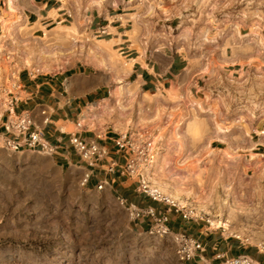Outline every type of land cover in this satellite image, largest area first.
Returning <instances> with one entry per match:
<instances>
[{
	"label": "rangeland",
	"instance_id": "1",
	"mask_svg": "<svg viewBox=\"0 0 264 264\" xmlns=\"http://www.w3.org/2000/svg\"><path fill=\"white\" fill-rule=\"evenodd\" d=\"M133 1L144 7L155 0ZM174 2L175 45L202 66L197 72L200 88L180 94L189 114L176 123L177 139L135 130L134 145L146 146L150 160L159 161L146 170L150 162L136 154L135 169L123 175V188L132 184L142 193L157 191L159 204L168 205V198L200 213L207 227L262 242L264 0ZM250 117L258 124L253 141L260 149L252 150L255 142L249 148H230L233 138L248 135L231 131ZM228 150L236 155L225 158ZM179 152L196 159L194 180L179 182L163 167L162 161L168 163ZM85 171L61 169L43 153L0 148V264H181L170 237L160 238L150 233L146 221L130 218L119 189L98 188L90 181L82 185ZM166 192H175L176 199Z\"/></svg>",
	"mask_w": 264,
	"mask_h": 264
},
{
	"label": "crops",
	"instance_id": "2",
	"mask_svg": "<svg viewBox=\"0 0 264 264\" xmlns=\"http://www.w3.org/2000/svg\"><path fill=\"white\" fill-rule=\"evenodd\" d=\"M176 9L174 0H155L144 7L133 0H0V148L43 153L61 169L85 171L86 163L69 139L93 141L105 155L90 168V183L105 182L119 189L127 203L166 212L172 231L201 243L189 262L219 264L225 257L246 254L251 264H264L260 242L232 237L203 220H184L137 186L123 188L127 152L117 149L113 139L138 129L170 136L171 128L189 114L180 94L200 88L197 72L202 66L175 45ZM224 59L220 54L219 61ZM18 114L32 119L30 130L38 131L51 152L4 146L6 138L21 139L3 126L7 116ZM240 123L231 132L248 135L233 138L230 148L255 142L257 122L250 117ZM259 149L255 142L252 150ZM111 162L115 165L108 171Z\"/></svg>",
	"mask_w": 264,
	"mask_h": 264
},
{
	"label": "built area",
	"instance_id": "3",
	"mask_svg": "<svg viewBox=\"0 0 264 264\" xmlns=\"http://www.w3.org/2000/svg\"><path fill=\"white\" fill-rule=\"evenodd\" d=\"M11 104V103H10ZM33 124L32 119L26 114L9 115L7 116L3 126L6 130L16 132L21 136V139L14 140L6 138L4 140V146L11 149H18L25 145L28 148H38L42 151L51 152L53 148L48 144L41 142L39 133L37 130H30V126ZM134 131H128L120 133L113 139L114 146L119 150L127 152V158L121 168V174L126 175L133 172L136 163V154L143 155V160H150V154L147 155V147L142 148L134 145ZM71 145L78 153L80 158L86 163V171L81 178V184L87 185L92 173L90 168L94 166L96 159H102L105 155V151L95 142H85L77 136H71L69 139ZM115 163L111 162L108 171H112ZM105 182L98 181L97 187L102 188ZM145 195L149 196L152 200H160V194L157 191H151L144 189ZM119 197V196H118ZM165 202L173 207L174 211L178 212L184 220H203V216L200 213L195 212L191 207L178 205L170 201L168 198H164ZM122 204L125 205L126 210L132 220H138L139 223H146L149 225L150 233L157 235L160 238L170 237L174 247L175 253L181 262L184 264H195L189 262L195 252L201 249V243L194 237L184 233L172 231L168 226V214L166 212H157L153 206H137L133 203H127L124 198H120ZM146 221V222H145ZM260 251L264 252V242L257 244ZM219 264H251V259L246 254H237L234 256L225 257Z\"/></svg>",
	"mask_w": 264,
	"mask_h": 264
},
{
	"label": "bare ground",
	"instance_id": "4",
	"mask_svg": "<svg viewBox=\"0 0 264 264\" xmlns=\"http://www.w3.org/2000/svg\"><path fill=\"white\" fill-rule=\"evenodd\" d=\"M243 129H244L243 132L246 133V129L244 127H243ZM262 132H264V131H262ZM175 133H176V126H173L171 128L170 139L174 140V139H177L178 138V137L177 138L175 137ZM181 146H182V144H181ZM152 147H155V140L152 141ZM180 154L181 153L179 152L178 153V156L173 157L168 163H166V161H162V165H163L164 168L167 169V172H169L170 174L176 176V180H178L179 182H184V181H187V180H189V179H191V178L194 177V175H195V173L197 171L196 170L197 163L195 162L196 159H194V158L193 159H190L188 156H186L188 158H186L185 156H184L185 157L184 158ZM159 155L161 156V154H159ZM226 155L227 156L225 158H231V157H233V156L236 155V151H234V150H228V151H226ZM166 159H169V158H166ZM158 161H159V159L158 160H154L153 157H152V159L149 160L150 163L149 164L147 163L148 164V167H146V170H148L149 167H151V166L153 168L154 165H158ZM166 164H168V165H166ZM162 173H163V171H162ZM160 175H161V173H160ZM193 180H194V178H193ZM178 189H176V190L174 189L173 191H175L177 193ZM164 191H165V189H164ZM175 192L174 193L166 192V193H167V196L168 197L173 198V199H176L177 196H176Z\"/></svg>",
	"mask_w": 264,
	"mask_h": 264
}]
</instances>
